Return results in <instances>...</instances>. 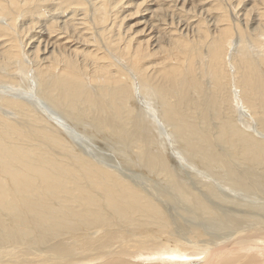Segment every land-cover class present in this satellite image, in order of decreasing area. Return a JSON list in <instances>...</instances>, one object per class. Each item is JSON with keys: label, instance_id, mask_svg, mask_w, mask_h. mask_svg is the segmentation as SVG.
Returning a JSON list of instances; mask_svg holds the SVG:
<instances>
[{"label": "bare ground", "instance_id": "6f19581e", "mask_svg": "<svg viewBox=\"0 0 264 264\" xmlns=\"http://www.w3.org/2000/svg\"><path fill=\"white\" fill-rule=\"evenodd\" d=\"M186 1L0 0V19H3L0 22V84L3 81L14 84L20 78L17 75L20 69L31 65L38 86L35 88L38 91L35 93L38 98L36 103L48 101L46 103L53 109L61 111L68 107L73 109L75 105H84L86 111L93 107L94 114L105 120L102 124L107 129L111 120L129 118L133 128H129L130 131L125 129V124L129 122L126 118V122L122 123L128 131L121 127L122 133H119L115 123L117 129L114 133L116 131L136 140L133 143L137 144H134L137 149L132 148V143L128 147L129 151L133 149L127 155L129 159L122 158L121 163L118 162L122 166L141 168L139 177L145 175L144 182H140L133 173V178L129 179L110 167L114 164L107 159V155L76 151L70 146L74 142L70 143L64 133L61 134L60 129L44 117L45 114L34 108H39V105L28 104L19 96L0 93V106L12 111L15 116H5L0 112V235L3 236L0 247L6 249L0 250V255H7V250H12L5 246L14 245L19 246L21 253H28L30 249L32 253L23 258L24 261L13 258V264L20 261V264H62L64 253L68 256L71 247L76 248L77 245L78 248L83 243L87 250H90L87 246L95 245L90 253L82 257L70 255L66 259L67 264H264V192L260 194L262 189L259 188L257 192L251 190L254 189L251 185L249 189L246 179H243L248 181L246 184V181L239 183L242 179L237 177L238 182L233 181V177L231 181H225L222 175L215 173L224 174L233 164L225 162L227 159L222 145L227 142L233 150V145L237 144L243 157L264 160V147H261L264 141L238 129L237 123L233 124L230 119L229 124L220 114L221 107H231L237 100L250 109L248 112L259 115L264 128V51L257 58L250 59L244 53L245 49L236 53L231 52L228 46L234 35L241 37V49L247 38L254 40L257 36L264 42V0H248L249 6L242 7L243 12L237 17L235 11L231 12L232 18L227 4L241 0H190L192 3L188 1L189 7H185ZM50 3L51 6H48ZM77 9L81 13H77ZM195 10L198 12L194 13ZM47 13H50L48 17ZM42 17L45 20L40 21ZM18 18L20 21H17ZM130 18L136 19L124 25V20ZM175 23L180 26H175ZM25 30L33 33L22 35ZM245 44L248 46V42ZM203 57L202 65L200 61ZM29 78L24 79L25 82L29 83ZM202 79L209 86L207 90L201 84ZM131 80L137 83L136 96L133 92L135 81ZM95 89L97 93L99 90L98 94L91 91ZM150 90L156 92L161 104V118L171 124L179 137H176L177 140L182 138L181 143L184 142L187 150L184 148L181 151L187 161L194 169L202 174L205 171L212 178V183H209L204 181L205 176L191 173L196 181L201 179L202 182L197 184L204 187L209 198H213L212 205H206L202 200H199L201 206L194 200H191V205L194 204L193 211L201 210L210 216L209 221L199 225L213 223L212 226L218 229L217 234L202 236L204 231L199 227L178 229L179 226L173 225L167 219L168 214L165 212L163 215L153 200L159 196L148 187L152 180L167 187L170 185L171 190L175 189V182L179 185L185 183L178 169L175 167L173 170V166L170 167L166 161L168 151L161 153V148L152 149L153 146L152 150H141V144H145V138L141 137L144 127H141L140 120H133L135 108L129 105V101L133 97L149 99ZM200 91L205 95L200 97ZM195 96L201 101L197 100V104L194 99L197 106L193 110L192 98ZM209 104L212 107L208 108ZM209 110L213 111V116L222 117L219 125L216 124L218 130H208L205 126L203 120ZM140 111L143 113L142 109ZM19 119L25 122H19ZM225 122L229 125L225 126ZM110 130L113 131L112 127ZM106 133L112 134L109 130ZM116 137L120 141L121 138ZM151 140L154 144L153 138ZM54 145L58 148L51 149ZM133 155L137 158L131 159ZM156 156L161 160L160 165ZM163 156H167L165 160ZM236 158L238 156H235V161ZM238 162L241 167V161ZM163 165L168 171L160 167ZM236 168L232 170H238ZM232 172L234 170L230 174ZM250 173L247 175L252 178L254 172L253 176ZM224 189L256 199L257 202L253 203L256 207L246 204L244 209L249 210L240 212L241 221L234 218L227 221L219 211L218 206L222 204L216 199L230 204L238 201H232V193L228 194ZM188 190L191 191V188L185 191ZM189 193L192 198L201 197L197 195L199 193ZM244 204H239V207ZM130 225H135L136 229L155 225L160 232L165 228L171 231L165 236L156 229L149 234L141 231L137 236L141 238L142 245L128 242L129 253L114 252L119 229L126 231ZM210 225L204 226V229L214 228ZM102 227L106 229L98 238L88 234L92 229L99 233ZM13 229L19 236H15ZM241 232L244 233L236 234ZM131 233L125 232V237L133 238L129 235ZM15 251L5 259L15 256Z\"/></svg>", "mask_w": 264, "mask_h": 264}, {"label": "rangeland", "instance_id": "374dc122", "mask_svg": "<svg viewBox=\"0 0 264 264\" xmlns=\"http://www.w3.org/2000/svg\"><path fill=\"white\" fill-rule=\"evenodd\" d=\"M186 1V0H185ZM190 2V0H187L186 2H184V6L185 7H189L188 5H190L192 2H190V4H189V2ZM232 2V3H231ZM230 2V4H232L231 6L232 7H230V4H227V8H229V13H230V16H231V12H233L234 13V11H235V16L238 14H240V12H243V8L242 7H246V6H249V4L247 5V2H248V0H241L240 2H235V1H231ZM187 3V4H186ZM237 3H239V4H237ZM235 4L238 6V5H240V6H238L239 8H237V6H235ZM48 6H51V3L50 4H48ZM236 7V9H234ZM232 9V11H230ZM78 11H77V13L78 12H80L81 13V10H79V9H77ZM197 10H195V11H193L194 13L196 12ZM198 12V11H197ZM49 14L50 13H47L46 15V17H48L49 16ZM190 14H191V12H190ZM251 15H252V13H250V15H249V18L251 17ZM17 17H19V16H17ZM237 17V16H236ZM231 18H232V16H231ZM136 18H130L129 20L127 19H125L124 20V22H123V24L124 25H126V23H132L134 20H135ZM196 19V18H195ZM43 20H45V18L44 17H42V19L40 20V21H43ZM61 20V19H60ZM17 21H20V18H18L17 19ZM0 22H3V19H0ZM39 24V23H38ZM37 23L35 24V25H38ZM177 25V27H179L180 25H179V23H175V26ZM27 30H25L24 32H23V34L22 35H25V36H29L30 34H32L33 32H30V31H28L27 33ZM26 34H28V35H26ZM237 36V35H236ZM235 35H234V37H232V40H231V42H230V45H228L229 47H230V51L231 52H235L236 51V53H238V52H240L241 50H243V49H245L244 50V53L246 54V56L248 57V58H250V59H255V58H257L258 57V55H260V54H262L263 53V51H264V42H262V41H260V39H258L257 38V36L254 38V40H252V39H249V38H247V39H245V42H248V46L245 44V42L244 43H242L243 44V47H242V49L240 48L241 47V43L239 42L240 41V39H241V37L240 36H237L236 37ZM240 49V50H239ZM258 50V51H257ZM203 59H205V57H203L202 58V60L200 61L201 63H202V65L204 64V60ZM25 69V70H24ZM20 71L21 72H19L17 75L21 78H19V80L18 81H16L14 84H8L7 82H5V81H3L1 84H0V93H4V94H8V95H10V96H16V97H20V98H22V99H24V100H26V103H28V104H32V105H39V108H37V107H34L36 110H38L41 114H45L44 115V117H46V119L49 121V122H53L54 124H55V127L57 126V128L56 129H60L59 131H61L60 133L62 134V133H64V135L67 137H65L67 140L69 139V141H70V143L71 142H74V143H72V144H70V146H73V147H75V150L76 151H88V153L90 152V153H92V155L93 154H98V156H99V154L101 155V154H103V156H108L107 157V159L108 160H111V164H114V165H110V167H113L114 168V170L115 171H119V172H121L122 173V175H124V176H126L127 178H129V179H131V178H133V176H132V173H133V175L134 176H138L139 177V175H140V172H141V168L139 169V168H135V167H129V166H122V165H120V160H122V158H125L124 160H128L129 158H127L128 156V154H130L132 151H133V149L136 147V143H133V141H135L136 142V140H133V139H128V138H126L124 135V137H125V140L122 138L123 136L122 135H119V133H122V128L124 129L125 128V126H124V123H122V122H126V118L127 117H124L123 119H124V121L123 120H121V121H113V120H111L110 122H108L109 124H110V128L112 127V129H113V131L112 130H110V128L108 127V129H107V126H103L104 124H102V122L103 121H105V120H100L99 118V116H96L95 114H94V112H93V107L91 108L92 109V111H91V109H88L87 111H86V107L84 106V105H75L76 107L75 108H73V109H69L70 107H68V108H66V110L64 111L63 109H62V111L61 110H56V109H53V107L48 103H46V102H48V101H44V103H43V101L41 102H39V104L38 103H36V102H38L37 101V96H36V92L38 93V91L37 90H35V88H38V86H37V82H36V79H35V77H34V75H36L35 74V72L33 71V68L31 67V65H30V67L29 68H23V69H20ZM23 71V72H22ZM205 71L206 70H204L203 69V72L205 73ZM90 72V71H89ZM22 73V74H21ZM25 73H26V75H25ZM30 77V78H29ZM33 79H32V78ZM27 78H29V79H31L30 80V84L29 83H27V81L25 82V80H27ZM25 79V80H24ZM23 80V81H22ZM86 81H88V80H86ZM133 83H134V81H135V83H134V89H133V92H134V94H135V96L137 95V93H138V91H137V83H136V80H131ZM25 82V83H24ZM7 84V85H6ZM19 84V85H18ZM25 84H26V86H25ZM94 84H96L95 82H94ZM202 86H204L205 87V90H207L208 88H209V86H207V85H205V80H203L202 79ZM11 85V86H10ZM13 85V86H12ZM9 86V87H8ZM14 87V88H13ZM90 87H92V88H96L97 86L96 85H90ZM4 90H3V89ZM27 88V89H26ZM40 88V87H39ZM24 89V90H23ZM28 91V90H30V91H28V93L26 92V90ZM7 90V91H6ZM8 90H10V91H8ZM14 90V91H13ZM33 90H35V92L33 91ZM91 91H94L95 93H97V89H95V90H91ZM152 91H154V90H152ZM14 93V95L12 94V93ZM11 93V94H10ZM98 93H99V90H98ZM97 93V94H98ZM199 93H201L202 95H199L200 97H202L203 96V94L205 95V93L202 91H200ZM232 93L233 94H236V92L235 91H233L232 90ZM193 94V93H192ZM237 95V94H236ZM22 96V97H21ZM35 96V97H34ZM24 97V98H23ZM31 99H30V98ZM150 98L149 99H139V98H137V97H133V99L131 98V100L129 101L130 103H129V105H132L135 109H134V112H133V114H134V116H133V114H131V117L133 118V120H135V121H141L142 122V124H141V122H140V125H141V127L143 126L144 127V129L142 128V134H141V137L142 138H145V144L144 143H142L143 144V146H142V144H141V150H143V151H148V150H152V149H160V151H162L161 153H164L163 152V150L164 151H168L169 152V154H167V156L169 157V158H167L166 159V157L167 156H163V160H165L166 159V161L169 163V165H170V167L171 166H173V167H171L173 170H174V168L176 167L177 169H178V174H179V176L180 177H183V181H184V183L187 185L186 187H185V184H183V185H179L180 183H177V182H175V189H173V190H171V188H169V186L167 187V185L166 186H164V185H160L159 183H157L156 181H155V179L154 180H152L151 182H149V185H148V187L149 188H151V189H154L155 191L153 192V193H156V194H158V196L159 197H157V198H153V200L159 205V207H160V209L162 210V214L163 215H165V212H166V214H168L167 216V219H169V221H172L171 223H174L173 225H175L176 227H178V229H184V227L185 228H187V227H199L200 229H202V232L204 231V233L202 234V236H205V235H211V234H213L214 235V233H216L217 234V227L215 226V225H213L214 226V228H211L210 226H212V224L213 223H211V225H210V223H206V224H204V226L206 225V226H208V225H210L209 227L211 228H208V230L205 228L204 229V226L203 225H199V223H204L205 221H209L210 220V216L209 215H207V214H205L203 211H201V210H197V211H193V209H194V204L193 205H191V200H194L195 202H196V204L198 205V206H201L200 205V202H199V200H202L206 205H212L213 203H212V199L213 198H209V196H208V194L206 195V191H205V189H204V187H202L200 184H197V182L199 181V182H202L201 181V179H199V180H197L196 181V179L197 178H195V177H193V175L191 176V173L193 174H198L197 176H205L204 178H205V180L204 181H208L209 183H212V178H211V176L210 175H208V174H205V171L203 172V174H202V172H200L199 170H197V168H195L194 169V166L192 165V164H190L188 161H187V159L185 158V155L183 154V152L181 151L182 149L183 150H187V148H186V146H184L185 144H184V142H183V144L181 143L182 141V138L180 139V141L179 140H177L176 139V137L179 139V137L177 136V135H175L176 134V131L175 130H173V128H172V126H171V124L169 123V124H167L165 121H163V118H161V114H160V103L158 102V100H157V97H156V92H151V90H150V96H149ZM29 98V99H28ZM33 99V100H32ZM193 99V103H195L197 100H200L201 101V99L199 98H197V96H195V98L193 97L192 98ZM196 101H195V100ZM30 100V101H29ZM35 101V102H34ZM141 101V102H140ZM143 101H144V103H143ZM237 101V100H236ZM235 100L233 101V103H232V105H231V107H229V106H226V107H221V111H220V114H222L223 115V119L224 120H226V122H228L229 121V119H230V121H233L232 123L234 124V122H236L237 124H236V127L238 128V129H240V130H244L245 132H247V133H249V134H253V136H254V138L255 139H257V140H262V141H264L263 139H264V128H262V122L260 121V119H259V115H253V114H251V112H248L250 109L246 106L245 107V105L243 106V105H241L240 103H238V101L236 102ZM32 102V103H31ZM132 103V104H131ZM192 103V105H193V107H192V109L194 110V107H195V105H196V103L198 104V101L195 103V104H193ZM212 103V102H211ZM135 104V105H134ZM146 104H149V105H146ZM153 104V105H152ZM160 104V105H159ZM212 104H214V103H212ZM40 105H41V111H40ZM136 106H137V108H139V109H137L136 108ZM197 106V105H196ZM206 106H207V103H206ZM31 107V106H30ZM60 107V106H59ZM82 107V108H81ZM147 107H149V108H147ZM209 107H212L210 104L208 105V108ZM233 107V108H232ZM61 108V107H60ZM83 109H85V111H83ZM142 109V111H143V113L140 111ZM155 109V110H154ZM157 109V110H156ZM196 109V108H195ZM249 109V110H248ZM78 110V111H77ZM150 110V111H149ZM208 110V109H207ZM43 111V112H42ZM57 111V112H56ZM108 111V110H107ZM138 111V112H137ZM139 111H140V113H139ZM156 111V112H155ZM196 111V113H197V110H195ZM195 111H194V114H195ZM0 112L3 114V115H5V116H14V114L12 113V111H9V110H6V109H4V108H2L1 106H0ZM60 113H63L64 114V116L66 117H64L63 116V114H60ZM109 113H110V111H109ZM137 113V114H136ZM157 113H158V115H157ZM213 111H211V110H209V111H206V116H205V118L206 119H204L203 121L206 123L205 124V126H206V128H208V130H218L219 128L217 127L218 125H219V119L220 120H222V117H221V115H219L218 117H217V115H215V116H213ZM48 114H50V115H48ZM209 116H208V115ZM250 114V115H249ZM48 115V116H47ZM68 115V116H67ZM160 115V116H159ZM145 116V117H144ZM210 118H208V117ZM213 116V117H212ZM226 116V117H225ZM231 116H233V117H231ZM15 117V116H14ZM70 117V118H69ZM136 117V118H135ZM143 117V118H142ZM161 119H160V118ZM231 117V118H230ZM57 120H56V119ZM139 118V119H138ZM144 118H146V119H144ZM208 118V119H207ZM216 118V119H215ZM235 118V119H234ZM18 119V118H17ZM213 119V120H212ZM51 120V121H50ZM129 120V118H127V121ZM143 120V121H142ZM150 122H149V121ZM206 120V121H205ZM214 120H216V121H214ZM148 121V122H147ZM19 122H22V123H24L25 122V120H23V119H21V121H20V119H19ZM114 122V123H113ZM121 122V123H120ZM211 122V123H210ZM225 122V126H227V125H229V124H227ZM58 123V124H57ZM115 123H116V125L118 126V129H120V130H116L115 129V127H116V125H115ZM127 123H130V120H129V122H127ZM125 124L126 125V128L125 129H132L131 128V126H133V124ZM166 123V124H165ZM200 123H203L202 121L200 122ZM214 123V124H213ZM249 123V124H248ZM119 124V125H118ZM123 124V125H122ZM216 124H217V126H216ZM112 125V126H111ZM131 125V126H130ZM147 125V126H146ZM62 126H64V127H62ZM100 126V127H99ZM101 126H103L104 128L102 129V127ZM115 126V127H114ZM209 126H210V128H209ZM213 126V127H212ZM215 126V127H214ZM122 127V128H121ZM128 127V128H127ZM155 127V128H154ZM166 127V128H165ZM212 127V128H211ZM222 127V126H221ZM220 127V128H221ZM261 127V128H260ZM81 128V129H80ZM101 128V129H100ZM152 128V129H151ZM153 128H154V130H153ZM162 128V129H161ZM75 129V130H74ZM84 129V130H83ZM100 129V130H99ZM114 129L116 130V131H118V132H116L115 131V133L117 134H115L114 133ZM124 129V130H125ZM130 129H129V131H130ZM169 129V130H168ZM255 129V130H254ZM103 130V131H102ZM108 130H109V132L111 131V135L109 134V133H106V132H108ZM213 130V131H214ZM64 131V132H63ZM68 131V132H67ZM84 131V132H83ZM121 131V132H120ZM125 131H128V130H125ZM125 131H123V132H125ZM144 131V132H143ZM114 133V134H113ZM216 134V133H215ZM114 135V137H112ZM140 135V134H139ZM155 135V136H154ZM158 135V136H157ZM164 135V136H163ZM99 136V137H98ZM116 136H118V137H120L121 139H120V141H119V139L116 137ZM150 136H153V137H150ZM71 137V138H70ZM103 137V138H102ZM114 138V139H112V138ZM153 138V141H155L154 142V144L152 143V139ZM154 138H155V140H154ZM259 138V139H258ZM117 139H118V141H117ZM158 139H159V141H158ZM171 139V140H170ZM128 140V141H127ZM130 140H132L131 142H130ZM166 140V141H165ZM116 141V142H115ZM157 141H158V143H157ZM121 142V143H120ZM148 142H151L152 144L150 145V143H148ZM131 143V144H130ZM132 143H133V145L134 144H136V145H134L132 148H131V150L129 151V148L128 147H131L132 146ZM78 145V146H75V145ZM123 144V145H122ZM129 144V145H128ZM166 144V145H165ZM181 144V145H180ZM227 144H230V143H228L227 142ZM226 143H225V145H222V146H224V148H223V150H224V154H226V156H224L225 157V159H227V160H225V162H226V164H228L229 165V163H230V165L231 166H228V169H229V167H231L230 169H229V171H228V169H226L227 170V172H226V174H225V171H224V174L222 173H218L217 171H215V173H217V174H219V175H222V178H224V179H226L225 181H227V180H229V181H231V179H232V177H233V181H235V182H238L237 180V178H239V180L240 179H242L241 180V182H239V183H242V182H244V181H246V180H248L249 181V183H247L248 181H246L244 184H246L248 187L251 185V186H253L254 187V189H251L250 187H249V189H251V190H253V191H259V189H262V190H260V194H261V191H263L264 192V160L262 159V161L260 160V158L258 159V158H250V157H248V156H246V157H243V155H241L240 153H241V151H240V149L237 147V144H234L233 145V147H234V150H233V148H232V146H230L229 145V147H228V145H227ZM104 145V146H103ZM126 145V146H125ZM131 145V146H130ZM155 145V146H154ZM220 145V146H221ZM263 145V146H262ZM121 146V147H120ZM124 146V147H123ZM152 146H153V148H152ZM158 146V147H157ZM161 146V147H160ZM182 148H181V147ZM220 146H218V147H220ZM226 146V147H225ZM155 147V148H154ZM179 147H180V149H179ZM228 147V148H227ZM261 147H264V144H261ZM51 149H53V148H58V147H56L55 145L54 146H51L50 147ZM152 148V149H151ZM185 148V149H184ZM137 149V147L134 149V150H136ZM112 150V151H111ZM226 150H228V151H226ZM111 151V152H110ZM232 151V152H231ZM235 151V152H234ZM238 151H240V153L238 152ZM222 152V151H221ZM225 152H227V153H225ZM228 152L230 153L228 156H227V154H228ZM179 153V154H178ZM239 153V154H238ZM232 154V155H231ZM182 155V156H181ZM96 156V155H95ZM125 156V157H124ZM234 156V157H233ZM235 156L237 157L238 156V159L236 158V161H235ZM240 156V157H239ZM97 157V156H96ZM226 157H228V158H226ZM233 159H232V158ZM248 157V158H247ZM131 159H134V158H137V155H133V156H131L130 157ZM155 159H156V161H157V163H159V165L161 164L160 162H161V160H159L158 158H157V156L155 157ZM230 159H232V161L230 160ZM251 160V161H250ZM255 160V162L256 161H258V162H256L257 164H261V165H257L255 162L253 163L252 161H254ZM120 163H119V162ZM125 161V162H126ZM233 161H235V162H233ZM238 161H241V165L243 166H241V167H239L240 166V162H238ZM245 161L247 162V164H248V162H249V166L247 165H245ZM239 164H238V163ZM243 162V163H242ZM252 162V163H251ZM123 163H124V161H123ZM143 163V162H142ZM145 163V162H144ZM238 165H237V164ZM174 164H175V166H174ZM188 164V165H187ZM251 164V165H250ZM254 164V165H253ZM183 165V166H182ZM191 165V166H190ZM235 167L236 168V166H238L236 169H238V170H235V169H233L234 170V172L235 171H237V172H240V170L242 171V172H240V175H237V172L236 173H234V172H232L231 174H230V171H233L232 170V168L233 167ZM252 168H251V167ZM257 166H260V167H258V170H257ZM261 166H262V169H261ZM161 168H163L164 169V171H168V168L167 167H165L164 165L163 166H160ZM247 168H249L248 169V171H247ZM259 168H260V170H259ZM244 169L246 170L245 172H244ZM128 170H130V171H128ZM176 170V169H175ZM203 170V169H202ZM257 171V172H256ZM261 171V172H260ZM214 172V171H213ZM228 172H229V176H228ZM250 173V174H252V176H253V173L252 172H254V176H255V179H254V176L252 177V178H250L251 176H248L247 175V173ZM263 172V173H262ZM125 173V174H124ZM129 173H131V174H129ZM206 173H208V172H206ZM241 173H244V174H242L241 175ZM246 173V174H245ZM256 173V174H255ZM128 174V175H127ZM201 174V175H200ZM239 174V173H238ZM249 174V175H250ZM207 176V177H206ZM224 176V177H223ZM247 177V178H245V177ZM141 177H142V179H141ZM143 177H145V175L144 176H140L139 177V180H140V182H144V179H143ZM237 177V178H236ZM240 177H242V178H240ZM244 177V178H243ZM191 178V179H190ZM194 178H195V180H194ZM234 178H235V180H234ZM151 179V178H150ZM223 179V180H224ZM243 179H246V180H243ZM254 179V180H253ZM189 180V181H188ZM250 180H251V182H250ZM186 181H188V182H186ZM255 181V182H254ZM180 182H181V180H180ZM195 183V184H194ZM219 183V182H218ZM221 183V182H220ZM146 184V183H145ZM179 186H183L182 188L181 187H179ZM197 185H198V187H197ZM261 185H262V187H261ZM164 186V187H163ZM192 186H193V188H192ZM202 187L201 189H200V187ZM256 186V187H255ZM171 187V186H170ZM180 188V190H178V188ZM196 187V188H195ZM188 188H191V191L192 192H194V193H199V194H197V195H200L201 197H198V196H196L197 198H192V194L191 193H189V192H191L190 190H188V191H185L186 189H188ZM196 190H195V189ZM259 188V189H258ZM178 190V192H177V190ZM185 189V190H184ZM203 189V190H202ZM175 190H176V192H175ZM182 191H185V193L184 192H182ZM197 191H199V192H197ZM204 193H202V192ZM170 192H172V193H170ZM174 192V193H173ZM184 193L185 194V196H184V194L183 195H180L181 193ZM188 192V193H187ZM224 192H226V193H228V192H231V191H229L228 189H224ZM152 193V194H153ZM170 193V194H169ZM176 193V194H175ZM178 193V194H177ZM180 193V194H179ZM232 193V192H231ZM230 193V194H231ZM171 194H172V196H171ZM229 194V193H228ZM154 195V194H153ZM167 197H166V196ZM171 196V198H169L170 196ZM175 195H177V197L175 198ZM189 195V196H188ZM243 195H245V194H243ZM243 195H240V194H235V193H232V195H230V196H232L233 198H230V199H232V201L233 200H237L238 202V206H237V203H235V204H233V202H232V204H230V202L229 203H223L222 201L223 200H219V199H216L217 201H219V202H221V204L222 205H220V206H218L219 207V211L221 212V213H223V215H224V217L227 219V221H228V219H230V218H234L236 221H241L242 219H241V213L240 212H245V210H249V209H244V207H245V205L246 204H253V203H255V202H257V200L256 199H249L250 197H245V196H243ZM208 196V197H207ZM163 197V198H162ZM174 197V198H173ZM182 197H186V198H182ZM205 197V198H204ZM223 199H225V198H223ZM228 199V198H227ZM190 202H189V201ZM189 204H187L186 202ZM240 201V202H239ZM183 202H185V203H183ZM245 203L244 205H243V207H239L240 205L239 204H241V203ZM246 202H250V203H246ZM252 202V203H251ZM187 204V205H186ZM254 206H255V204H253ZM254 206H251L253 209H254ZM256 207V206H255ZM201 208V207H200ZM195 210V209H194ZM247 213V212H246ZM183 214V215H182ZM186 214V215H185ZM190 215V216H188V215ZM196 217V218H195ZM172 219V220H171ZM179 222V223H178ZM224 222V221H223ZM176 223V224H175ZM201 223V224H202ZM182 224V225H181ZM202 226V227H201ZM205 226V227H206ZM212 226V227H213ZM221 227V226H220ZM103 229H101V231L98 233V231L97 232H95V229H92L88 234L90 235V236H93L94 237V239L95 238H98L99 236H101L103 233H101V232H103L106 228L105 227H102ZM118 229V228H117ZM156 229V231L157 232H160V228H158L157 226H155V225H153L152 227H149V228H140V229H136L135 228V225H130V227L126 230V231H122V230H120L119 229V231H118V235H117V239H116V241H118L117 243L115 242V247H116V249H115V251L114 252H118V253H124V252H126V253H129L130 252V250H129V245H128V242H130V243H134V244H143V242H141V238L139 237V236H137L138 234H139V232H141V231H143L145 234H149V233H151V231H153V230H155ZM209 229H210V231H209ZM214 231H213V230ZM217 229V230H216ZM205 230H207V231H205ZM133 232V233H131V234H129L131 237L133 236V238H130V237H125V232ZM171 231V229L170 228H165L163 231H161L159 234H161L162 236H165V235H167L169 232ZM212 231V232H211ZM222 231V230H221ZM206 232V233H205ZM13 233L15 234V236H19V234L13 229ZM124 233V234H123ZM242 233H244V232H241V233H236V234H242ZM220 235V234H219ZM221 236H224V235H221ZM229 235H227L226 237H228ZM206 237V236H205ZM3 238V236L2 235H0V239H2ZM70 239H68V241H69ZM138 240L140 241V243L138 242ZM184 240H186V237L184 236ZM71 241V240H70ZM72 244V243H71ZM70 244V245H71ZM95 245V244H94ZM94 245H92L91 247H89V246H87V244H86V248H90V250H87V249H85L84 247L85 246H83V243H81V245L77 248V245L75 246L76 248H72L71 247V249L69 250V255L67 256L65 253H64V257H62V264H67L68 262L66 261V259L68 258V257H70V255L72 256L73 255V257H82L83 255H86V253H90L91 252V248H93L94 247ZM5 247H7V248H12V250H10V251H8L7 250V255H5V254H1L0 255V264H13V258H15L16 260H17V258H20L21 259V261H24V259L23 258H28L29 257V255L32 253V250L30 249V251L28 252V253H21L20 252V250L18 249V247L19 246H16V247H14V245H10V246H5ZM109 247H111V249H112V246L110 245ZM17 248V249H16ZM27 249V248H26ZM74 249V250H73ZM0 250L2 251V250H6L3 246L2 247H0ZM14 250H16L15 252H16V255L15 254H13V255H15V256H13L12 258H8V259H5V257L6 256H9V254H11ZM19 252H18V251ZM89 251V252H88ZM112 251V250H111ZM3 253H5V251H3ZM74 253H75V255H74ZM24 255V256H23ZM125 257H128V256H125ZM20 259L18 260V261H20ZM21 261H20V263H21ZM57 262V261H56ZM19 263V264H20ZM24 264V263H23ZM44 264H46V262L44 263Z\"/></svg>", "mask_w": 264, "mask_h": 264}]
</instances>
